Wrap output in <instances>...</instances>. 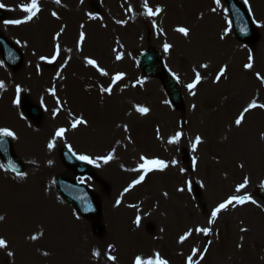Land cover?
<instances>
[{
	"label": "rangeland",
	"instance_id": "1",
	"mask_svg": "<svg viewBox=\"0 0 264 264\" xmlns=\"http://www.w3.org/2000/svg\"><path fill=\"white\" fill-rule=\"evenodd\" d=\"M240 1L250 9L255 32L247 42L234 37L223 0L219 6L214 0H147L153 10L162 9L153 17L143 14L145 0H38L37 15L19 25L4 21L24 19L19 6L30 0H0L5 5L0 35L21 55L15 70L0 57V127L15 131L16 139H6L25 174L9 172L0 160V238L7 242L0 264H134L137 256L148 260L156 254L168 264H187L194 248L198 264H264V203L257 195L264 191V108L249 110L235 124L251 101L264 104V83L256 75L258 65L264 76V0ZM178 27L188 28L189 35ZM80 32L85 40L77 50ZM57 43V59L41 60L51 58ZM165 43L171 45L167 53ZM150 48L179 77L174 78L182 112L170 107L160 82L138 68V55ZM249 53L253 67L245 69ZM117 54L122 59L116 60ZM85 57L95 59L108 75L86 65ZM62 61L73 69L63 72ZM221 67L226 70L214 83ZM194 69L202 80L191 95L186 85L194 80ZM116 73L123 79L112 85L111 94L101 92ZM17 79L28 82V89L17 93ZM137 106L149 112L141 114ZM76 119L86 123L72 128ZM60 128L66 131L56 137ZM230 131L237 137L234 146ZM176 132L182 133L180 140L169 144ZM197 136L201 142L193 150ZM49 141L54 142L51 150ZM62 150L92 158L93 164L80 160L88 175L67 169ZM110 152L113 159L107 164L98 159ZM141 155L162 159L168 167L148 173L125 192L140 175L132 169ZM245 177L248 183L237 193ZM58 178L76 182L94 197L98 214L93 220L80 217L58 194ZM233 195L250 196L256 203H233L208 224L213 208ZM196 227L210 232L196 233ZM189 230L192 234L179 242Z\"/></svg>",
	"mask_w": 264,
	"mask_h": 264
},
{
	"label": "snow or ice",
	"instance_id": "2",
	"mask_svg": "<svg viewBox=\"0 0 264 264\" xmlns=\"http://www.w3.org/2000/svg\"><path fill=\"white\" fill-rule=\"evenodd\" d=\"M60 2H61V0H55V3H57V4H60ZM81 2H83V0H81ZM214 2L218 6L221 4V0H214ZM244 2H245V4H248V0H244ZM4 7H5V5L3 3H0V8H4ZM19 7H20V10L26 14L24 19L6 20V21H4L5 24L19 25L21 23H25L27 21H30L33 17H35L37 15V13L40 11V8L38 6V0H30V2H28L26 4H22ZM143 7H144V13L143 14L145 16H148V17L156 16L162 11V9L158 6L155 8V10H153V8L149 7L147 0H145ZM212 10L215 11V9H212ZM128 11H132L131 7H129ZM249 11H250V9H249ZM52 16L56 17L57 13L52 12ZM89 16H90V18H93L91 13H89ZM117 23H125V21H117ZM81 27H83V25H81ZM153 27H156V25L153 24ZM61 31H63V29H61ZM176 31L182 33L184 36L189 35V29L186 27H178L176 29ZM225 34H227V30H225ZM59 36H60V32L56 33V35L53 37V39L55 40ZM221 39H223V36L221 37ZM84 40H85V33L80 32L79 39H78L77 44H76L77 50H80V46ZM17 43H19V41H17ZM163 48H164V51L167 53L169 51V49L171 48V45L165 43L163 45ZM68 51H71V49H68ZM60 52H61V48H60V45L57 43L54 47V53L50 59L48 57H45V56H41L40 59L41 60H47L48 63H52L60 55ZM115 58H116V60H120V59H122V56L120 54H117ZM84 59H85L86 65H89L92 68L96 69V71L99 72L100 75H102V76L108 75V72L105 69H103L102 67H100L98 62L95 59L89 58V57H85ZM252 61H253V56L251 53H249L248 63H246L244 65V68L245 69H251L253 67ZM200 67L201 68H207L208 65L207 64H201ZM225 70H226L225 67H221L219 69V72L217 73L215 80L213 81L214 83L218 82L221 79V76L224 74ZM193 71L195 73V78L191 83H188L186 85L187 89L189 90V94H191V95H195V92L193 91V89L196 88V86L202 80L201 73L195 69ZM173 75L177 80L179 79L178 76H176L175 74H173ZM256 75H257V79L261 80V82L264 83V76H261L260 73H257ZM123 77H124L123 73H116L114 76H112L111 84L109 86L101 87V92L111 94L112 85H115L117 83V81L122 80ZM138 83H139V81H138ZM3 87H4V84L2 81H0V88H3ZM19 91H20V88H19V86H17V93H19ZM53 94H54V92H53ZM18 102H19L18 99L13 101L14 104H16ZM193 107H195V105H193ZM254 108H264V104H257L255 100L251 101L247 105V107H245L243 109V111L239 114V116L236 118L235 124L237 126H239L242 123V120L244 119L245 113H247L249 110L254 109ZM136 111L141 113V114H147L149 112V109L147 107L137 106ZM85 123H86V121L83 119H76L72 123V128H76L78 125L85 124ZM125 130H127V129L125 128ZM65 131H66V129L60 128L56 131L55 136L56 137H62ZM181 135H182L181 132H176L175 135L168 140V143L169 144L177 143L180 140ZM5 138L16 139L17 136H16L15 131L9 127H0V146H3L5 144ZM200 142H201V138H200V136H197L195 138V142L192 144L193 150L196 149V146ZM47 146L51 150L54 147V142L49 141ZM68 148H69V151L71 152L72 151L71 146H68ZM73 155H75V153H73ZM77 159L85 161L86 163H89V164L95 163V161L92 158H90L88 155H78ZM98 159H103L104 163L107 164L110 160L113 159V153L110 152L107 156L98 157ZM139 159H140L141 163H139V165L136 169H132V171H136V172L140 173V175L137 179H134L132 181V183L129 185L128 188L124 189L125 192H127L129 190V188L133 187L134 185L140 184L145 179V176L148 173L153 172V171H164L168 167V164L164 160L159 159V158H149V157H146L144 155H141ZM49 163H51V162H49ZM171 163L173 165H175L176 161L173 160ZM195 163H196V160H195V158H193V165H195ZM181 171H183V169H181ZM18 175L23 176L25 174L21 172V173H18ZM247 183H248V177H245L244 182L238 184L236 186L235 191L237 193H239L241 191V189H244L246 187ZM261 187H264V182H261ZM178 190L183 191V189H178ZM165 195H166V193H165ZM248 201H251L254 204L256 203L255 200H251V197L247 196V195H244V196L233 195V196L228 197L226 200L219 203L216 207L213 208V210L211 211V218L208 220V224H212L215 221V219L217 218L218 213H220L222 210H226L230 205H233V203L244 204ZM116 204L117 205L120 204L119 199L116 201ZM3 219H4L3 217H0V220H3ZM135 223L137 225H139V223H140V217L139 216H137ZM192 231L193 230H189L188 232H185L184 235H181L179 237V242L183 243L185 241V239L188 238L192 234ZM194 231L196 233H203L204 235H208L210 232V229L207 227H196L194 229ZM241 231H246V229H241ZM31 239L36 240L37 237L35 235H33L31 237ZM5 247H7V242L3 238H0V249L5 248ZM112 247H113L112 245H109L110 249ZM198 251L199 250H197L195 248L192 250V255L187 257V264H198V261L193 260V257L195 255H197ZM206 251H207V249L205 248L204 252H206ZM8 255L13 256L14 253L9 251ZM45 255H47V253H45ZM92 255L94 257H100L101 253L99 251H93ZM200 258L203 259V253L200 254ZM107 259L110 261H115L116 257L112 256V255H108ZM134 264H168V262L164 259H161L159 254H156L155 259H148V260H143L140 256H137L135 258Z\"/></svg>",
	"mask_w": 264,
	"mask_h": 264
},
{
	"label": "water",
	"instance_id": "3",
	"mask_svg": "<svg viewBox=\"0 0 264 264\" xmlns=\"http://www.w3.org/2000/svg\"><path fill=\"white\" fill-rule=\"evenodd\" d=\"M227 13L230 17L231 27L236 38L242 41L249 40L253 36L250 20L244 7L237 0H224ZM0 13V19H2ZM0 54L6 65L10 68H17L20 64V55L0 37ZM140 69L147 77L158 78L164 87V91L175 110L182 109L181 97L175 80L164 70L161 57L155 50H148L138 58ZM30 116L36 117L35 109H30ZM0 157L5 166L13 172H20L21 167L13 157L10 144L5 140V144L0 146ZM63 164L77 173L78 175L88 174V170L80 164L72 155L66 151L61 152ZM58 192L68 201L78 212L79 215L88 219H93L98 213L96 201L90 194L74 183L67 182L65 179H58ZM264 201V193L260 194Z\"/></svg>",
	"mask_w": 264,
	"mask_h": 264
},
{
	"label": "bare ground",
	"instance_id": "4",
	"mask_svg": "<svg viewBox=\"0 0 264 264\" xmlns=\"http://www.w3.org/2000/svg\"><path fill=\"white\" fill-rule=\"evenodd\" d=\"M62 60V59H61ZM62 64H63V66L65 67H63L64 68V70H63V72L64 71H66L67 70V72L68 71H70V70H72L73 69V67H71V66H67L66 67V65L64 64V61H62ZM67 68V69H66ZM256 69H257V72L258 73H261V69L259 68V66L258 65H256ZM75 70H79V68H76ZM83 72L82 71H80V73L78 72V75H81ZM83 76V75H82ZM17 80H19L20 82L19 83H21V86H19V88L20 87H24L23 89L22 88H20V90H21V92H22V90H24V89H28V82H25V80H23V79H17ZM26 94H28V95H31L30 93L31 92H28V91H24ZM28 95H25L24 97H28ZM30 99H32L31 98V96L29 97ZM2 109H1V107H0V111H1ZM4 111V110H3ZM3 113H0V116L2 115ZM234 137H236L235 135H233V134H231V131L229 132V137H228V140H229V142L231 143V145L232 146H234L235 145V142H234ZM237 138V137H236ZM119 181H120V179H119Z\"/></svg>",
	"mask_w": 264,
	"mask_h": 264
}]
</instances>
